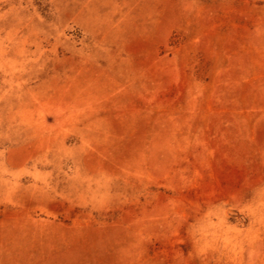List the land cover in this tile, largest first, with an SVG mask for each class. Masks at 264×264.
Instances as JSON below:
<instances>
[{
	"label": "rangeland",
	"instance_id": "obj_1",
	"mask_svg": "<svg viewBox=\"0 0 264 264\" xmlns=\"http://www.w3.org/2000/svg\"><path fill=\"white\" fill-rule=\"evenodd\" d=\"M0 264H264V0H0Z\"/></svg>",
	"mask_w": 264,
	"mask_h": 264
}]
</instances>
